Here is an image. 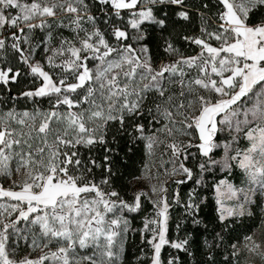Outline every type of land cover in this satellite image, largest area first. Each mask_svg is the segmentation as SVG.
<instances>
[{"label":"snow or ice","instance_id":"obj_1","mask_svg":"<svg viewBox=\"0 0 264 264\" xmlns=\"http://www.w3.org/2000/svg\"><path fill=\"white\" fill-rule=\"evenodd\" d=\"M264 0H0V264H264Z\"/></svg>","mask_w":264,"mask_h":264},{"label":"trees","instance_id":"obj_2","mask_svg":"<svg viewBox=\"0 0 264 264\" xmlns=\"http://www.w3.org/2000/svg\"><path fill=\"white\" fill-rule=\"evenodd\" d=\"M260 226V221L259 220H252L250 222V233L253 232L257 227Z\"/></svg>","mask_w":264,"mask_h":264},{"label":"rangeland","instance_id":"obj_3","mask_svg":"<svg viewBox=\"0 0 264 264\" xmlns=\"http://www.w3.org/2000/svg\"><path fill=\"white\" fill-rule=\"evenodd\" d=\"M253 232L256 233V238L259 239H264V235H262V226L260 224L259 227H257Z\"/></svg>","mask_w":264,"mask_h":264}]
</instances>
